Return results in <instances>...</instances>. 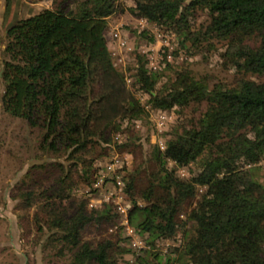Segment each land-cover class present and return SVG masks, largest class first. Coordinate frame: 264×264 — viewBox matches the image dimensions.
I'll return each mask as SVG.
<instances>
[{
	"label": "trees",
	"instance_id": "obj_1",
	"mask_svg": "<svg viewBox=\"0 0 264 264\" xmlns=\"http://www.w3.org/2000/svg\"><path fill=\"white\" fill-rule=\"evenodd\" d=\"M120 6V0H54L50 8L15 19L5 35L0 29L4 110L39 129L43 152L70 161L55 163L61 173L50 188L25 192L24 206L40 202L39 225L50 232L49 243L72 252V264H120L131 250L122 248L119 205L106 201L91 209L74 192L79 183L93 186L96 160L115 149L139 161L122 181L133 200L128 224L146 247L127 264H264V177L256 171L264 160V0H134L131 12L161 32L181 34L188 51L189 43L209 52L218 50L215 41L225 42L220 55L242 75L235 85L213 87L186 69L161 84L162 68L151 67L139 52L127 69L134 80L129 89L107 39L108 18L123 11ZM199 10L207 21L193 29L190 20ZM203 104L162 132L169 136L164 148L153 144L147 157L130 137L108 145L150 113ZM190 164L197 172L178 177L177 167ZM188 221L194 230L174 256L164 260L153 251ZM109 226L118 228L105 236ZM91 227L101 236L85 239Z\"/></svg>",
	"mask_w": 264,
	"mask_h": 264
},
{
	"label": "rangeland",
	"instance_id": "obj_2",
	"mask_svg": "<svg viewBox=\"0 0 264 264\" xmlns=\"http://www.w3.org/2000/svg\"><path fill=\"white\" fill-rule=\"evenodd\" d=\"M80 1L82 0H67V4ZM53 4L54 0H12L7 12L6 0H0L2 34H6L8 26L15 19L29 16L43 7L50 8ZM120 4L123 11L108 18L107 39L113 61L123 71L127 72L129 66L136 64L137 54L140 52L147 55L151 67L154 63L162 68L161 84L175 81L176 71L180 69L188 70L197 79L208 80L211 87L235 85L242 75L220 55L224 41H215L217 51H206L208 47L205 44L206 52H199L191 48V43L188 51L179 43L183 38L181 34L173 31L161 32L156 25L131 12L130 7L134 5V0H120ZM207 17L205 11H197L190 20L193 29L202 27ZM152 57L155 59L151 64ZM130 74L127 72V83L129 89L134 90V80ZM2 94L3 86L0 83V264H72V252L61 251V245L49 243L50 232L44 225H39L43 224L39 221L43 215L40 213L37 216L40 202L37 201L38 203L29 208L23 203L25 192H39L51 187L61 173L60 168L55 166L56 162L68 166L70 161L67 155L58 157L43 152L39 148V129L30 127L24 119L6 112L1 103ZM142 101L147 102L148 96H143ZM204 108V104L187 109L175 107L168 111V119L162 127L158 122L160 113H150L148 117L131 122L132 133H117L108 145L112 146L114 141L130 137L142 143L144 156L147 157L153 144L162 142L165 145L169 136L163 135L162 132L172 129ZM113 162H117L115 169L110 167ZM137 162L138 159L131 153H120L112 149L107 155H101L96 160L94 167L97 169V180L93 186L87 187L79 183L74 189L75 196L88 200L91 209L101 208L106 201H113L116 205L126 208V214L122 213L119 219V225L123 226L124 238L121 244L122 248L131 251L123 253L120 264L134 261L136 255L141 254L139 250L146 247L144 236L128 224L127 213L133 206V200L126 193L125 183L122 181V175L129 173ZM170 165L175 167L174 162H170ZM122 167L125 169L120 170ZM256 171L258 177H264V160L257 165ZM194 172H197L194 164L178 166L176 170L181 179L189 178ZM100 176L104 179L97 185ZM143 203L138 200V204ZM41 227L43 229H40ZM117 228L118 226H109L103 234L109 235ZM193 230L194 223L188 221L186 227L180 229L174 237L157 241L153 251L160 253L164 260L167 256H174L173 251L182 247ZM100 236L94 227L85 232V239Z\"/></svg>",
	"mask_w": 264,
	"mask_h": 264
},
{
	"label": "built area",
	"instance_id": "obj_3",
	"mask_svg": "<svg viewBox=\"0 0 264 264\" xmlns=\"http://www.w3.org/2000/svg\"><path fill=\"white\" fill-rule=\"evenodd\" d=\"M115 36H117V34L115 35ZM155 58L154 57H152V59H151V64H152V60H154ZM152 66L153 67H155L154 69H157L158 68V65H154V63L152 64ZM160 114L158 115L159 116V118H158V122H160V125H161V127H162V125H164L165 123H166V121H167V119H168V112H159ZM162 148H164V144H162V142H161V144H159ZM114 163H115V166H114ZM116 163L117 162H113V164H111V168L112 169H115L114 167H116L117 165H116ZM103 179H104V177L103 176H100V179H99V181H98V184L97 185H100L101 184V182H103ZM120 181V180H119ZM120 183V182H119ZM119 210H120V212L121 213H124V214H126V208L125 207H123V206H119Z\"/></svg>",
	"mask_w": 264,
	"mask_h": 264
}]
</instances>
